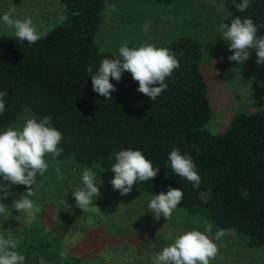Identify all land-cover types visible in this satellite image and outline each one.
Listing matches in <instances>:
<instances>
[{"label":"trees","instance_id":"obj_1","mask_svg":"<svg viewBox=\"0 0 264 264\" xmlns=\"http://www.w3.org/2000/svg\"><path fill=\"white\" fill-rule=\"evenodd\" d=\"M61 1L65 20L37 42L0 35V91L7 93L0 132L13 127L21 107L28 106L38 120L51 117L52 126L62 133V153L55 158L50 154L52 159L72 160L80 171H94L99 164L111 180L115 153L140 150L159 170L151 180L134 183L133 189L155 195L181 188L179 206L202 213L217 231L241 234L251 248H264V107L237 113L224 133L208 130L212 109L202 52L189 37L166 45L180 66L155 100L137 90L138 82L127 71L119 81L110 77L116 90L106 99L93 90L91 80L103 59L118 57L103 51L96 40L106 0ZM225 2L229 25L237 16L251 18L257 38L264 36V0H250L243 12L236 7L242 0ZM249 51L256 55L255 49ZM176 147L195 163L201 177L198 188L173 173L168 156ZM53 243L48 238V257L56 254L51 252ZM62 264L88 261L84 253H66Z\"/></svg>","mask_w":264,"mask_h":264},{"label":"rangeland","instance_id":"obj_2","mask_svg":"<svg viewBox=\"0 0 264 264\" xmlns=\"http://www.w3.org/2000/svg\"><path fill=\"white\" fill-rule=\"evenodd\" d=\"M10 7H15L16 18L30 17L40 37L66 17L61 0H0V17ZM229 19L225 0H106L96 40L103 51L118 55L125 41L129 47L144 43L166 47L180 37L195 40L202 52L201 69L212 109L206 127L219 134L228 129L237 113L264 107V64H258L257 55L252 53L239 64L228 59L233 54L229 50L231 42L223 39L219 24ZM145 23L150 24L147 32L143 31ZM3 34L14 35V29L0 19ZM31 117L36 118L33 109L22 106L13 127H22ZM45 159L49 168L43 177L37 174L35 195L30 198L35 205L32 219L14 208L7 219L0 216V230L20 240L17 251L25 256L24 264H38L41 257L47 264H62L61 253H84L88 264H154V257L182 231H204L212 225L202 213H191L179 205L170 219L161 215L156 220L147 206L153 194L132 188L121 195L99 164L94 170L97 184L102 180L98 185L101 195L94 201L98 208L93 204L84 211L72 195L83 186L77 163L54 160L50 154ZM0 182L10 183L2 177ZM11 191L12 195L0 202L11 206L27 188L11 185ZM216 232L212 225L210 238L214 239ZM226 233L215 241L219 251L210 264H264V248H251L241 234ZM48 238L54 239L51 252L56 253L49 257Z\"/></svg>","mask_w":264,"mask_h":264},{"label":"clouds","instance_id":"obj_3","mask_svg":"<svg viewBox=\"0 0 264 264\" xmlns=\"http://www.w3.org/2000/svg\"><path fill=\"white\" fill-rule=\"evenodd\" d=\"M249 3L250 0H242L236 7L243 12L249 7ZM15 12V7H10L0 19L8 28L14 29V35L20 41H27L29 44L37 42L41 37L32 19L16 18ZM149 28V23L143 25V31L147 32ZM219 31L225 41L231 42L229 50L233 54L228 57L230 61L242 63L249 58V50L255 49L257 63L264 64V36L257 38L258 28L251 18L241 19L237 16L231 20L230 25L221 22ZM118 52L117 58L103 59L96 73L91 76L93 90L106 99L112 98L111 93L116 90L110 77L119 81L122 72L127 71L138 82L137 90L150 100H155L168 87L166 78L180 66L170 49L152 43L129 47L125 41ZM88 71L92 72L91 65ZM6 95V91H0V114L5 111ZM61 140L62 133L52 126L49 116L39 120L35 117L27 118L22 127L9 126L0 132V177L2 181L10 182H0V200L12 195L11 185H24L27 188L18 199L13 200L11 206L0 202V216L7 219L14 208L19 213L29 214V219H32L35 205L30 198L35 195L37 174L43 177L49 168L46 155L51 154L54 158L61 155L62 149L58 147ZM168 160L173 173L186 178L194 187H199L201 177L190 155L181 154L179 147H176L169 153ZM110 168L115 174L111 180L113 189L118 190L121 195L130 193L137 181L151 180L159 170L153 167L142 151L133 149L116 152L115 163ZM56 171L59 173V168ZM81 183L83 186L73 190L72 195L76 205L85 211L101 195L98 185L102 180L97 184L96 173L86 168L82 171ZM183 196L181 188H169L166 193L155 194L147 205L149 212L154 214L156 220L161 215L168 220ZM211 232L212 225H207L204 231L197 228L182 231L154 257V264H210L219 251L215 241L227 234L223 229L218 230L213 239L209 235ZM19 244V239L12 235L6 236L0 230V264H24L25 256L17 251ZM61 258H65L64 253H61ZM38 264H47V261L41 257Z\"/></svg>","mask_w":264,"mask_h":264}]
</instances>
